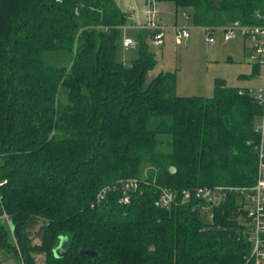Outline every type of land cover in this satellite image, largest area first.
Returning a JSON list of instances; mask_svg holds the SVG:
<instances>
[{"label": "trees", "instance_id": "1", "mask_svg": "<svg viewBox=\"0 0 264 264\" xmlns=\"http://www.w3.org/2000/svg\"><path fill=\"white\" fill-rule=\"evenodd\" d=\"M157 1L205 29L257 23L261 3ZM127 20L115 0H0V252L21 264H238L247 245L233 198L208 221L192 203L161 207L158 189L254 184L253 90L216 80L211 97L179 95L171 71L146 82L150 32L137 31L130 66L116 57ZM127 178L140 181L129 203L115 189L94 204Z\"/></svg>", "mask_w": 264, "mask_h": 264}, {"label": "built area", "instance_id": "2", "mask_svg": "<svg viewBox=\"0 0 264 264\" xmlns=\"http://www.w3.org/2000/svg\"><path fill=\"white\" fill-rule=\"evenodd\" d=\"M129 1L126 13L128 18L133 20L139 13V8L135 0ZM157 4V0H144V8L141 12L145 16V21L138 26L139 29L151 33L150 43L154 47L164 44L167 30V27L158 20ZM255 14L258 19L257 23H236L217 28L222 31L225 41L236 37L247 40L249 42V45L246 46L247 60L261 72L262 86L253 89L252 92L253 99L261 108L260 123L255 125V131L259 134V143L256 146L257 170L254 184L248 187L215 185L193 189L185 188L180 191L164 187L158 189V203L161 207L169 208L172 205L192 203V210L198 208L206 214L211 211L213 206L233 198L241 235L247 245V251L238 264H264V0H261L260 7ZM123 27L124 25L121 26V28ZM173 28L176 40L180 41L188 37V28L176 26ZM206 30L210 35L211 31L216 29L206 28ZM122 45L131 47L134 42L132 39L124 37ZM139 184V179L127 178L115 185L106 186L96 194L94 204H99L107 193L115 189L120 191L118 202L127 204L130 201L131 192L135 191ZM194 202L203 204H194Z\"/></svg>", "mask_w": 264, "mask_h": 264}, {"label": "rangeland", "instance_id": "3", "mask_svg": "<svg viewBox=\"0 0 264 264\" xmlns=\"http://www.w3.org/2000/svg\"><path fill=\"white\" fill-rule=\"evenodd\" d=\"M138 1L140 0H137L138 14L141 15V10H143L144 6ZM120 3L122 9L127 12L128 1L120 0ZM166 7L168 6L158 2V16L162 17L164 23H169L173 19V16L169 13H175V6L172 2L169 3V7H172L171 9L173 10L171 12L166 11L168 10ZM189 13V8H177L178 27L188 28V37L185 41L176 40L174 33L166 30L162 47L157 48L150 45V49L154 52L156 63L147 71L145 81H150L161 71L175 72L177 94L203 97H211L213 95L216 80H223L230 87L252 90L261 87V76L253 70V66L247 60L246 46L249 45V42L241 37L225 41L220 29L213 30L208 35L207 30L192 24ZM132 24L133 22L128 18L119 32V45L116 57L125 66H130L132 60L138 55L137 32ZM124 37L132 39L134 45L123 47L122 40ZM63 90L62 88L59 90V99L61 101L64 99V96H62ZM256 123H260L259 117L256 119ZM146 177L147 170L140 174L141 179ZM5 215V213L0 212V223L9 226L8 216L5 217ZM204 218L211 221V212L209 211ZM39 222L37 221L31 225L33 232L39 227ZM34 241H37V238ZM35 258L36 264H43L44 257L42 254L36 255ZM0 264L21 263L10 252L2 251L0 252Z\"/></svg>", "mask_w": 264, "mask_h": 264}, {"label": "crops", "instance_id": "4", "mask_svg": "<svg viewBox=\"0 0 264 264\" xmlns=\"http://www.w3.org/2000/svg\"><path fill=\"white\" fill-rule=\"evenodd\" d=\"M116 1V0H115ZM128 1V4H130V1L129 0H127ZM117 3H118V5L121 7V3H120V1H116ZM135 2L137 3V0H135ZM139 3H141V5H143L144 4V2H143V0H140V1H138ZM159 2V1H158ZM161 2V4L162 5H166V6H168V7H166V9H168V10H166V11H173L171 8L172 7H169V3H170V1H160ZM127 4V5H128ZM175 6V5H174ZM122 8V7H121ZM177 8H179V7H174V9H175V13L173 14V13H169L171 16H173L172 18V20H171V22H169V23H164L163 21H162V17H159L158 16V20L160 21V23L162 24V25H164L165 27H167V30L168 31H172L173 33H174V35H175V30H174V28L173 27H178V18H177ZM125 12V11H124ZM142 13V12H141ZM159 13V12H158ZM166 13V12H165ZM144 14L142 13L141 15H139V14H137L135 17H134V19L133 20H131L132 22H133V24H132V26H133V28L136 30V32L138 31V30H143V29H139L138 28V26H140V25H142L143 23H144V21H145V17L143 16ZM199 28H202V27H199ZM202 29H205V28H202ZM206 30V29H205ZM187 39V38H186ZM186 39H183V41H185ZM164 45V44H163ZM163 45H161V46H159V47H162ZM153 46V45H152ZM159 47H157V48H159ZM253 66V65H252ZM256 68V69H255ZM253 70H256V73H258L260 76H261V72H260V70L257 68V67H255V66H253ZM227 85V84H226ZM241 88V87H240Z\"/></svg>", "mask_w": 264, "mask_h": 264}, {"label": "water", "instance_id": "5", "mask_svg": "<svg viewBox=\"0 0 264 264\" xmlns=\"http://www.w3.org/2000/svg\"><path fill=\"white\" fill-rule=\"evenodd\" d=\"M68 246H69L68 238L65 237V236H61L59 238L58 246L54 249V256L57 257V258L62 257L64 255L63 251L65 249H67ZM60 250H62V251H60ZM79 253L80 254H86V255H89V256H92V257H97L98 256V253H96L93 250L79 249Z\"/></svg>", "mask_w": 264, "mask_h": 264}]
</instances>
